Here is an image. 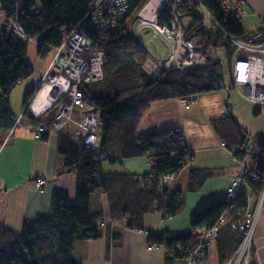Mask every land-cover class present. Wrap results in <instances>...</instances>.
I'll use <instances>...</instances> for the list:
<instances>
[{
  "label": "trees",
  "instance_id": "obj_1",
  "mask_svg": "<svg viewBox=\"0 0 264 264\" xmlns=\"http://www.w3.org/2000/svg\"><path fill=\"white\" fill-rule=\"evenodd\" d=\"M89 0H0L6 23L0 31V130H10L16 115L10 108L11 92L19 81L30 77L33 68L28 61L29 39L37 38V53L41 57L50 54L65 35L78 24V31L91 39L94 49L105 52L104 76L100 81L81 87L84 100L98 111L100 149L91 150L73 131L64 129L58 134V151L64 156V170L76 172L75 199L60 192L51 198L50 214L25 224L20 232H14L0 224V264H76L73 256L77 241L102 236L99 229L103 210L94 205L91 196L97 190L107 193L111 211L121 214L115 217L127 227L143 228L145 212L159 210L165 217L180 212L186 198L180 191L159 190L158 178L177 174L193 156L186 146L182 132L171 128L149 130L140 135L136 128L144 110L152 101L171 97H191L199 93L221 90L226 87L222 63L211 57L221 47L228 59L234 49L230 39L219 29L204 28V16L193 0H184L178 6L180 16L193 19L188 35H200L204 44L205 64L192 69H164L156 77H150L142 68L147 55L128 32L124 22L117 27L102 30L86 17ZM146 0H127L129 14L135 13ZM220 21L223 16L215 0H200ZM39 4V5H38ZM170 16L162 10L160 19ZM18 23L26 36L22 39L11 27ZM228 33L245 39L239 20L222 23ZM145 32V31H144ZM33 89L23 98V114L28 122H35L24 110ZM52 114L41 119L50 121ZM216 130L234 155L242 158L248 145L250 162L244 180L252 197L259 200L264 188V134L249 137L243 127L226 115L216 122ZM46 138V136L44 137ZM147 155L151 170L142 175L106 173L102 162L116 163L126 158ZM203 178L210 172L195 170ZM202 178V179H203ZM248 204V196L240 190L231 204L225 199L209 203L191 216V227L186 231L147 230L149 243L165 247V262L189 256L197 243L198 232L213 226L222 216L220 235L215 241L220 264L229 259L242 240L240 231L232 227ZM110 239L118 234L107 232Z\"/></svg>",
  "mask_w": 264,
  "mask_h": 264
},
{
  "label": "crops",
  "instance_id": "obj_2",
  "mask_svg": "<svg viewBox=\"0 0 264 264\" xmlns=\"http://www.w3.org/2000/svg\"><path fill=\"white\" fill-rule=\"evenodd\" d=\"M18 8L21 0H14ZM252 13L264 15L263 0H249ZM6 23V16L0 5V31ZM144 32V31H143ZM148 38L151 33L145 30ZM28 45L27 58L33 68L30 77L18 82L11 92L10 108L16 116L23 113L25 93L34 89L47 69L50 57L37 54L35 40ZM155 41L158 54L166 55L168 48L159 39ZM150 42V43H151ZM162 42V43H161ZM211 57L222 63V73L226 87L196 94L191 97H171L152 101L144 110L136 128L140 135L149 130L179 129L186 146L193 156L184 167L171 178L166 187L169 191H180L186 198L184 208L176 215L165 217L159 210L145 212L143 228H130L122 221L120 213L112 212L107 193L97 190L91 196L94 205L103 210V220L99 229L102 236L96 239L77 241L73 256L76 264H220L216 243L200 253L191 262L187 258L165 262V247H151L145 230L186 231L191 227V216L209 203L223 199L231 176L241 173L242 160L234 155L233 149L221 145L222 138L216 130V122L231 115L249 135L264 134V107L248 99L241 87L230 83L229 59L226 49L221 47L211 53ZM184 99H188L185 101ZM22 105V106H21ZM85 109L93 108L85 103ZM83 111H77L75 118H81ZM22 121L28 122L27 117ZM69 124L65 129L73 130ZM58 136L37 139L33 131L19 124L13 130H0V224L14 232H20L25 224L50 214L51 198L60 192L75 199L76 172L64 170V156L59 153ZM250 156L246 158L249 165ZM106 173H126L142 175L151 170L147 155L126 158L116 163L102 162ZM203 170L210 175L203 178L199 173L191 178V172ZM203 178V179H202ZM43 180L40 183V180ZM242 190L253 205L250 188L243 184ZM117 215L113 217L112 215ZM118 234V239L108 235ZM215 262V263H214ZM253 264H264V203L260 209L255 231Z\"/></svg>",
  "mask_w": 264,
  "mask_h": 264
},
{
  "label": "built area",
  "instance_id": "obj_3",
  "mask_svg": "<svg viewBox=\"0 0 264 264\" xmlns=\"http://www.w3.org/2000/svg\"><path fill=\"white\" fill-rule=\"evenodd\" d=\"M183 1L146 0L135 13L129 14L127 0H89L86 1V17L102 30L117 27L124 22L127 32L140 43L147 55L142 64L143 70L150 77H156L164 69H192L206 62L202 37L188 35L193 19L178 13V6ZM193 1L200 13L203 15L202 12H205L216 29L227 36L234 46L228 68L231 85L243 88L248 99L264 107V15L260 16V22L255 29L246 31L243 40L228 33L222 23L230 19L240 20L252 12L249 0H215L223 16L222 21L200 0ZM162 10L170 16L168 20L160 19ZM78 26L79 24L71 29L63 41L53 48L49 65L24 108L32 120L39 123H23L22 113L16 116L11 130L19 124H24L33 131L35 138L42 139L45 136H57L72 123L74 135L80 137L91 150L99 152L98 111L95 108L84 110L86 102L81 87L103 78L105 52L102 49H94L92 40L81 34ZM11 30L25 40L23 29L18 23L12 25ZM145 30L151 32L150 39L142 38ZM153 38L165 43L168 48L166 55L155 53L149 47ZM77 111H83L81 118H75ZM49 114H52L50 121H41ZM221 145H226L224 140ZM252 146L253 141L249 143L243 157L241 173L231 176L225 190L223 199L231 204L245 183L243 175L249 171L246 158ZM173 177V174L160 176L159 190L162 191ZM42 182L41 179L40 183ZM263 203L264 188L259 200L253 205L249 201L243 214L232 223V227L242 234V240L233 255L223 264H253L255 231ZM222 220L223 216L210 228L198 232L197 243L187 257L189 261L193 262L217 240ZM149 244L151 247L158 246L156 243Z\"/></svg>",
  "mask_w": 264,
  "mask_h": 264
},
{
  "label": "rangeland",
  "instance_id": "obj_4",
  "mask_svg": "<svg viewBox=\"0 0 264 264\" xmlns=\"http://www.w3.org/2000/svg\"><path fill=\"white\" fill-rule=\"evenodd\" d=\"M39 5V4H38ZM253 12V11H252ZM252 12H250L248 15H246V16H244V17H242V18H240V20H239V22H240V25H241V27L244 29V30H246V31H252L253 29H255L257 26H258V24H259V22H260V17H258L257 15H255L254 13H252ZM203 13V15H204V28L206 29V30H212V31H216V27H215V25L212 23V21H211V19H210V17L205 13V12H202ZM14 24H16V23H14ZM13 24V25H14ZM151 33V32H150ZM148 34H146V33H144L143 32V34H142V38H144V39H147L148 37ZM25 39H26V36H25ZM33 40H35V43H36V49H37V42H38V40H37V38H32ZM29 46H31L30 44H31V40L29 39ZM162 43V42H161ZM149 47L153 50V51H157V48H156V43H155V41H152L150 44H149ZM167 52H168V50H167ZM38 54V53H37ZM51 55H52V52L50 53V54H48L47 55V57L49 56V57H51ZM30 99V98H29ZM22 106V105H21ZM84 110H87V109H85L84 108ZM74 116H75V114H74ZM72 123H70V125H71ZM58 136V135H57ZM215 263V262H214Z\"/></svg>",
  "mask_w": 264,
  "mask_h": 264
}]
</instances>
